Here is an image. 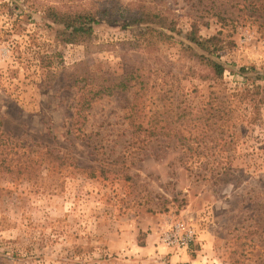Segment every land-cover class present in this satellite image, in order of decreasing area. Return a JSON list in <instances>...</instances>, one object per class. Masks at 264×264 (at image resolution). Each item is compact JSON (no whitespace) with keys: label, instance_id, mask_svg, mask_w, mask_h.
Here are the masks:
<instances>
[{"label":"rangeland","instance_id":"1","mask_svg":"<svg viewBox=\"0 0 264 264\" xmlns=\"http://www.w3.org/2000/svg\"><path fill=\"white\" fill-rule=\"evenodd\" d=\"M235 1L0 0V130L20 144L0 148V264H264V103L236 95L239 67L264 74V27ZM49 7L104 8L115 20L67 43ZM138 11L149 21L123 28ZM192 23L219 39L221 86L202 78L201 51L184 37ZM116 77L126 86L78 113L96 79ZM211 91L232 101L220 128L194 121ZM157 110L188 123L201 155L186 158L172 134L136 138L132 119ZM178 220L195 229L183 250L161 241Z\"/></svg>","mask_w":264,"mask_h":264},{"label":"trees","instance_id":"2","mask_svg":"<svg viewBox=\"0 0 264 264\" xmlns=\"http://www.w3.org/2000/svg\"><path fill=\"white\" fill-rule=\"evenodd\" d=\"M237 1L238 0H236L234 5L231 6L235 9L247 12V15H256L257 18H263L260 24L264 27V0H241L242 3L240 0L239 2ZM47 13L48 17L58 25L55 32L56 38L67 43H83L91 37L94 24H97L100 20L107 22H114L115 20V17L108 15L107 10L104 8L93 10H59L54 7H49ZM213 14L219 20L224 19L218 12ZM147 18L148 14L143 13V11H138L134 14L129 13L123 18L122 27L126 28L132 24L146 23L149 21ZM158 20L159 21L157 22L163 28L174 31L171 21L165 22L161 21V19ZM184 37L190 45L196 46L201 51L200 53H194V56L197 57L198 60L202 61L201 63L208 69L207 75L202 78H208L211 80L214 84L213 86H221L223 84L225 67L219 60L211 57V55H214L220 48L217 36H200L197 33L195 24L192 23L191 29L185 33ZM239 74L243 77L244 83L242 90L237 92L236 95L241 100L246 99L249 106L257 108L259 104L264 103V74H261L254 66L239 67ZM120 77L113 78L106 87H103L96 79L95 83L90 86L88 91L80 97L77 103L78 113H81L88 106L90 100L97 98L99 95L103 93H111L114 89L125 87L127 83L124 79L119 80L118 83H114V80L121 79ZM231 103L232 101L229 96H220L219 94H216L215 91H211L208 101L206 102V108L201 113V117L199 119L195 118L194 121H198L199 125L202 124L203 126L209 127V129L210 126L212 127L213 125L220 128V121L224 123L231 116V112L233 110L230 106ZM132 107L135 108V105ZM142 108V106L140 108L137 106L135 113ZM166 112V110L154 111V114L147 120H144L141 116L138 117V119L133 118L132 127L133 132L136 136H138L136 138H140V136H142L141 141H144L148 138L157 139L160 136L172 134L176 142L180 144L181 147L185 148L183 155L186 156V158L189 159L193 156L201 155L200 152L193 149L188 140L189 138L187 139V137L183 134V130L191 132V128H185L188 123L185 124L183 119H181L182 117L179 115L177 117V120H179L178 124L171 126L170 123H173L174 121H168L170 113L165 114ZM189 113L191 112H188V114ZM79 116H81V114ZM188 119L191 121L193 118L191 116ZM213 130H215V128ZM206 136H210V134H207V130L204 134H200L198 138ZM14 140L15 139L12 136L3 133L0 130L1 149L4 147V150L8 149V152L16 153V149L20 146V144ZM7 151H5V153H7ZM2 153H4L3 150H0V154ZM206 156L209 157L210 155L207 154ZM206 162H208V160H206ZM214 170L216 169L214 168L212 171ZM206 174L207 173H200L202 178H206Z\"/></svg>","mask_w":264,"mask_h":264},{"label":"built area","instance_id":"3","mask_svg":"<svg viewBox=\"0 0 264 264\" xmlns=\"http://www.w3.org/2000/svg\"><path fill=\"white\" fill-rule=\"evenodd\" d=\"M195 237V229L191 223L178 220L164 229L161 241L173 248L183 250L189 247Z\"/></svg>","mask_w":264,"mask_h":264}]
</instances>
